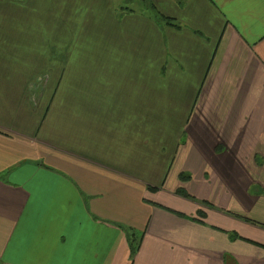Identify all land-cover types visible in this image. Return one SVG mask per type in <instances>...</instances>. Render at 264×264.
Returning <instances> with one entry per match:
<instances>
[{"label":"crops","instance_id":"0c3cea01","mask_svg":"<svg viewBox=\"0 0 264 264\" xmlns=\"http://www.w3.org/2000/svg\"><path fill=\"white\" fill-rule=\"evenodd\" d=\"M132 3L1 14L0 264H264V0Z\"/></svg>","mask_w":264,"mask_h":264},{"label":"rangeland","instance_id":"374dc122","mask_svg":"<svg viewBox=\"0 0 264 264\" xmlns=\"http://www.w3.org/2000/svg\"><path fill=\"white\" fill-rule=\"evenodd\" d=\"M21 1H24V0H21ZM131 1L133 2L131 4V7L132 8H138V5L139 4H143V5L148 6L150 0H138L137 2L136 1L134 2V0H131ZM9 3H10V0H0V6H1L0 7V21H2L1 20V18H2V15L1 14L7 15L8 18L10 17L9 14H8L9 13V9L8 8H9V5H10ZM19 7H24V5L21 4V5H19ZM120 12H121V9H120ZM121 15H122V13H121ZM16 16H12V19L15 20V17ZM21 16L23 18L26 17L25 15H19V18ZM49 19H50L51 23H54V22L57 21V16L56 15H51L49 17ZM98 24H99V27L97 29L90 30L91 31V35L86 39L85 42H90L92 40L100 39V38H106L107 31L104 28V25L103 26H100V24H101L100 21L98 22ZM100 28H103L104 30H99ZM100 49H102V48H99V50ZM85 50H87L86 47L83 46V45H80L79 48H78V50H76L75 53H73V52L70 53V55L68 57V60L69 61H74L76 58L80 57V55L82 54V52L85 51ZM53 63H56V59H55L54 53L52 51L50 53V56H49L47 65L46 66L44 65V68L43 69H40L39 71H35L34 74H56V69H55ZM225 213L228 214L229 212L225 211ZM223 216H225V218H227L226 215H223ZM233 216L235 217V215H233Z\"/></svg>","mask_w":264,"mask_h":264},{"label":"trees","instance_id":"16d2710c","mask_svg":"<svg viewBox=\"0 0 264 264\" xmlns=\"http://www.w3.org/2000/svg\"><path fill=\"white\" fill-rule=\"evenodd\" d=\"M157 14H155V18L160 22V21H164V22H166V23H168V24H171V25H173V26H179V24H176L175 22H174V20H173V18H171V17H168V16H165L164 14H161L159 11H157L156 12ZM181 178L183 179V180H186V179H189L190 178V174H188V173H183V174H181ZM153 191L154 190H156V188H151ZM180 194H182V195H185V196H187L188 194L186 193V191L184 190V189H179V191H178ZM261 192V191H260ZM206 203V202H205ZM205 217V212H204V210L203 209H199V212H198V216L196 217V219H198L199 217ZM221 230H223V229H221ZM224 231H226V230H224ZM227 233H229V235H230V237L232 238V239H237V238H241V236L237 233V232H235V231H226ZM128 235L130 236H132V237H129V239H130V243H131V259L135 256V254H136V251H137V247H135L132 243H133V234H131L130 232H128Z\"/></svg>","mask_w":264,"mask_h":264}]
</instances>
